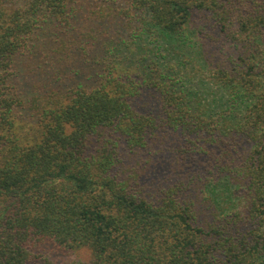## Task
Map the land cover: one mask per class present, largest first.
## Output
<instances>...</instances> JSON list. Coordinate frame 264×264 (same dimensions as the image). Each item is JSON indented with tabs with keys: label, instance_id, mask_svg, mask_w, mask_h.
Listing matches in <instances>:
<instances>
[{
	"label": "trees",
	"instance_id": "trees-1",
	"mask_svg": "<svg viewBox=\"0 0 264 264\" xmlns=\"http://www.w3.org/2000/svg\"><path fill=\"white\" fill-rule=\"evenodd\" d=\"M11 3L0 264H264V0Z\"/></svg>",
	"mask_w": 264,
	"mask_h": 264
},
{
	"label": "rangeland",
	"instance_id": "rangeland-1",
	"mask_svg": "<svg viewBox=\"0 0 264 264\" xmlns=\"http://www.w3.org/2000/svg\"><path fill=\"white\" fill-rule=\"evenodd\" d=\"M11 1L14 2V3H11L12 5H14V4H18V1L19 0H11ZM205 36H206L205 38H207L208 41L211 40V43H209V45H210L211 48H214L215 47L216 48L215 51L220 52V54L224 53V52L219 51V49L217 47L218 44L213 42L214 41V38H213L212 35H205ZM44 76H45V74L42 73L41 74V77H40V73L38 71L35 74H32L30 76H27V78L24 79L25 85L23 87L26 88V89L35 88L36 87V84H37V81H39V79L44 80ZM71 256L72 257L77 256V257H80V259L88 260L90 258V252H89L88 249H80V250L76 251V253L71 254ZM63 259L64 258H59V260H63Z\"/></svg>",
	"mask_w": 264,
	"mask_h": 264
}]
</instances>
